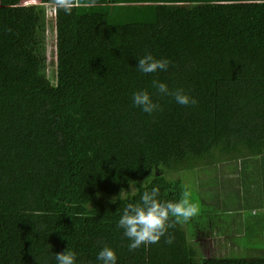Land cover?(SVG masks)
Here are the masks:
<instances>
[{
    "label": "trees",
    "instance_id": "1",
    "mask_svg": "<svg viewBox=\"0 0 264 264\" xmlns=\"http://www.w3.org/2000/svg\"><path fill=\"white\" fill-rule=\"evenodd\" d=\"M47 4L0 0V264H58L65 251L75 264H102L105 246L116 264H264V255L205 256L183 221L168 229L172 244L162 237L136 250L117 228L145 191L158 187L164 203L188 190L200 208L183 174L264 156V0L55 8L51 76ZM147 54L169 60L168 69L140 72ZM153 80L196 103L162 96ZM144 90L162 111L134 105Z\"/></svg>",
    "mask_w": 264,
    "mask_h": 264
},
{
    "label": "crops",
    "instance_id": "2",
    "mask_svg": "<svg viewBox=\"0 0 264 264\" xmlns=\"http://www.w3.org/2000/svg\"><path fill=\"white\" fill-rule=\"evenodd\" d=\"M197 171L200 174L194 189L201 201V213L194 218L208 219L201 220L197 229L194 225V242L203 248L202 243L208 244L210 240L211 244L214 239V247L218 242L220 247L228 248L224 239L231 236L235 249L228 254L264 255V156L222 159ZM204 171L207 175H201ZM210 194L214 204L208 200ZM200 232L209 234L202 238ZM248 236L252 240L246 242V250L252 251L242 252L238 238Z\"/></svg>",
    "mask_w": 264,
    "mask_h": 264
},
{
    "label": "clouds",
    "instance_id": "3",
    "mask_svg": "<svg viewBox=\"0 0 264 264\" xmlns=\"http://www.w3.org/2000/svg\"><path fill=\"white\" fill-rule=\"evenodd\" d=\"M54 8L63 10L70 15L72 10L81 5V0H51ZM56 11V10H55ZM170 61L167 59H155L147 54L138 59V69L144 74H151L157 71H166ZM152 87L162 96H171L176 103L184 106L195 104L196 100L185 94L182 89L171 91L165 83L158 80L152 81ZM133 103L140 107L143 112L151 115L156 111H162L158 103L153 102L150 94L144 91H137L133 94ZM123 192V190H122ZM122 192L121 195L122 196ZM159 188H152L151 192H143L139 203H128L123 210L117 228L123 229V234L131 243L130 250H136L143 246L159 243L165 237V243L172 244L174 237L168 234V229L177 223L187 222L199 212L198 206L191 202L190 192L185 190L178 202H160L157 197ZM115 203V199L112 201ZM41 213H37L40 215ZM174 218V219H173ZM58 264H75L76 254L71 251L55 253ZM97 259L102 264H116L117 256L113 249L108 246L98 253Z\"/></svg>",
    "mask_w": 264,
    "mask_h": 264
},
{
    "label": "rangeland",
    "instance_id": "4",
    "mask_svg": "<svg viewBox=\"0 0 264 264\" xmlns=\"http://www.w3.org/2000/svg\"><path fill=\"white\" fill-rule=\"evenodd\" d=\"M46 13H47V22H46V27H45V48H46V57H47V62H48L47 63V73L49 76H51L52 74H56V62H57V31H56V25H55L54 6L47 4ZM199 174L200 173L197 170H189L185 174H183L185 182L188 186L191 187L192 192H194V185H197ZM201 175H207L206 171L202 172ZM208 200L211 204H214V198L211 197V194L208 195ZM208 212H211V208L208 209ZM207 219H208L207 216L196 217V218L193 217L187 222H185V227L187 230L190 229V231L193 233V236H194V225L196 226V229H197L201 227L199 225L201 223V220L207 221ZM207 234H209V232ZM207 234L201 233L200 236L203 238V237H206ZM190 237H192V234H190ZM251 240H252V237H249V236L246 238H238V242L240 244L242 243V246H241L242 252L252 251V249L246 250L247 249L246 242L249 243ZM233 241L234 240L231 236L225 237L224 242L227 243L228 248L226 247L222 248L220 247L218 242H216V247H214L213 245V243L215 242L214 239L212 240L211 244H210V240H208V244L202 243L201 246L203 248L201 249L205 256H221L224 254L226 255L232 252L233 249H235L233 245ZM253 241L255 242V239H253Z\"/></svg>",
    "mask_w": 264,
    "mask_h": 264
}]
</instances>
